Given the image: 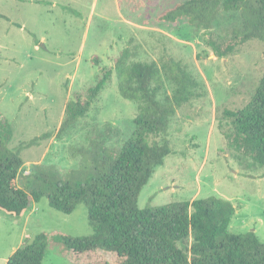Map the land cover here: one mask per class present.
<instances>
[{"label": "rangeland", "instance_id": "rangeland-1", "mask_svg": "<svg viewBox=\"0 0 264 264\" xmlns=\"http://www.w3.org/2000/svg\"><path fill=\"white\" fill-rule=\"evenodd\" d=\"M69 1L0 0V121L8 122V146L20 151L23 170L33 163L51 164L61 177L83 179L79 149L95 140L117 152L134 129L137 107L120 95L114 73L85 115L59 133L67 103L85 100L87 89L124 47L134 52V60L161 65L172 59L187 67L203 94L176 110L166 134L172 153L142 188L138 207L218 196L235 207L229 233L252 230L264 241V165L236 146L229 114L258 85L264 42L250 40L217 56L214 46L224 48L240 26L238 12L223 11L205 29L185 20L174 25L156 19L181 0H121L117 21L111 3L102 20L84 18L88 5ZM172 88L165 79L168 95ZM40 232L90 235L86 204L64 213L50 207L45 195L21 215L0 209V264ZM42 264L71 263L52 241Z\"/></svg>", "mask_w": 264, "mask_h": 264}, {"label": "trees", "instance_id": "trees-1", "mask_svg": "<svg viewBox=\"0 0 264 264\" xmlns=\"http://www.w3.org/2000/svg\"><path fill=\"white\" fill-rule=\"evenodd\" d=\"M223 11L238 12L240 26L224 48L214 46L217 56L250 40L264 42V0H181L163 8L156 19L174 25L185 20L205 29ZM133 53L124 47L87 89L86 99L65 107L59 133L85 115L112 73L120 95L137 107L134 129L117 152L95 140L79 149L78 175L83 179L70 181L44 163H33L25 172L20 151L8 146V122L0 121V209L21 215L45 195L50 207L64 213L84 202L93 229L86 236L40 232L17 247L5 264H42L52 241L61 245L71 264H264V241L254 231L228 232L235 214L228 199L208 196L138 207L142 188L172 153L166 134L176 110L203 92L180 62L159 65L134 60ZM165 79L173 86L170 95ZM229 114L236 146L264 165V70L248 101Z\"/></svg>", "mask_w": 264, "mask_h": 264}, {"label": "crops", "instance_id": "crops-1", "mask_svg": "<svg viewBox=\"0 0 264 264\" xmlns=\"http://www.w3.org/2000/svg\"><path fill=\"white\" fill-rule=\"evenodd\" d=\"M71 1V0H70ZM69 1V2H70ZM74 3H79L80 2H84L86 3L87 6V15L84 17L86 18L88 15H90V17L92 16H96L99 18H102V20H105L106 18H108V16H106L105 11H103L105 9V7L108 5V3L112 4L111 9H113V12H115V20H119L120 16L122 15L120 9L121 8V0H72ZM123 1H127V0H123ZM131 2V1H128ZM69 4V3H68ZM68 4L63 3V5L67 6ZM103 4L102 7H100V5ZM77 13V12H76ZM89 19V17H88Z\"/></svg>", "mask_w": 264, "mask_h": 264}]
</instances>
